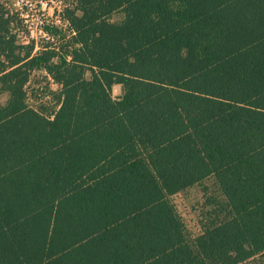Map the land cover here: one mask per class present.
Returning <instances> with one entry per match:
<instances>
[{"label":"trees","instance_id":"1","mask_svg":"<svg viewBox=\"0 0 264 264\" xmlns=\"http://www.w3.org/2000/svg\"><path fill=\"white\" fill-rule=\"evenodd\" d=\"M7 1L0 264H264V0H76L39 51ZM209 178L224 217L192 238L172 198Z\"/></svg>","mask_w":264,"mask_h":264},{"label":"rangeland","instance_id":"2","mask_svg":"<svg viewBox=\"0 0 264 264\" xmlns=\"http://www.w3.org/2000/svg\"><path fill=\"white\" fill-rule=\"evenodd\" d=\"M40 1L8 0L5 3L7 9L11 12L10 14L15 16L16 23L14 26L20 34H26L27 27L26 23L22 22L18 17L15 12L16 9L22 8L25 11H30L31 23H35V18L40 14H45L48 20H54L57 16L61 18L63 16L64 19L65 8L72 6L76 0H45L48 2V7L45 10L42 9ZM122 19L123 13L119 12L113 16L112 21L118 22ZM60 44L61 42L59 41ZM26 92L28 94V105L32 108L48 116L58 108L57 95L59 94V86L54 84L45 72H34L32 74L30 82L26 87ZM122 93L118 87H115L113 97L118 99L122 96ZM8 98V94H3L0 98L1 103L5 105ZM172 201L185 223L187 232L190 233L192 238L200 236L205 225L209 224V222L213 220L219 221L221 220L219 218L224 217V214L220 211L223 197L216 187L213 178H209L201 184L175 195ZM218 216L220 217L218 218Z\"/></svg>","mask_w":264,"mask_h":264},{"label":"built area","instance_id":"3","mask_svg":"<svg viewBox=\"0 0 264 264\" xmlns=\"http://www.w3.org/2000/svg\"><path fill=\"white\" fill-rule=\"evenodd\" d=\"M40 4L43 10L48 7V2L45 0H41ZM15 12L17 13L21 21L26 23L27 33L21 34L20 36L23 44H30V42H35L36 51L40 49L41 43L46 41H53L52 33L50 32L51 28H57L61 31H67L68 29V22L63 19V16L62 18L60 16H57L54 20H48L45 14H40L35 18L36 22L31 23L30 11H25L22 8H18L15 10Z\"/></svg>","mask_w":264,"mask_h":264},{"label":"crops","instance_id":"4","mask_svg":"<svg viewBox=\"0 0 264 264\" xmlns=\"http://www.w3.org/2000/svg\"><path fill=\"white\" fill-rule=\"evenodd\" d=\"M115 87H118L122 92H123V89H122V86H120V85H116V86H114V88ZM114 88H113V90H114ZM123 94V93H122Z\"/></svg>","mask_w":264,"mask_h":264}]
</instances>
